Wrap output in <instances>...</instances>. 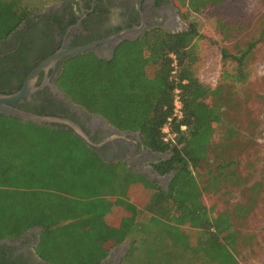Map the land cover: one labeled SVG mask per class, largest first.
<instances>
[{"label":"trees","instance_id":"16d2710c","mask_svg":"<svg viewBox=\"0 0 264 264\" xmlns=\"http://www.w3.org/2000/svg\"><path fill=\"white\" fill-rule=\"evenodd\" d=\"M182 1L199 12L207 7H219L226 0ZM30 9L26 0H0V41L23 23ZM195 34L194 27L177 34L152 31L134 42L122 43L109 62L91 55L96 65L73 73L74 79L89 86L88 97H78L68 85L67 66L71 59L63 69L59 86L73 102L102 115L118 130L138 131L143 143L152 151L171 155L169 160L156 165L160 175L173 173L167 191L125 168L122 169L125 177L121 180L135 190H138L137 185L150 186L158 192L159 201L168 202L166 209L160 212L155 209L154 212L164 215L168 223V239L173 237L170 240L173 247H176L174 241L179 235L187 237L178 254L169 253L168 257V250L163 251L161 255L165 256L162 258L165 262L162 264H236L227 246L229 227L226 219L218 217L217 221H212L209 218L208 210L201 202L202 190L207 187L201 189L193 173L207 161L213 126L220 112V107L205 104L204 100L213 91L202 85L191 71L189 47L193 45ZM79 57L84 56L73 59ZM237 61L242 65L241 60ZM148 70H152L150 75ZM176 92L183 116L180 120H173V141L164 142L161 129L172 116ZM41 126L71 134L67 130ZM71 136L79 139L73 134ZM92 156L99 166L114 167ZM2 176L7 180L0 179V241L15 239L29 228L39 226L43 232L36 252L49 264H98L107 256L109 248L126 242L134 217L147 213L141 209L143 204L136 196L131 199V194H115L107 190V194H102L100 189L108 185L104 175L98 178L105 183L102 185L92 178L87 184L75 180L73 185L80 191L66 195L58 190H53L55 193L12 184L7 173L3 172ZM220 179H228L223 170L213 177L212 182L217 183ZM191 190L194 192L193 200L188 197ZM106 213H110V218L103 216ZM115 213H121L122 217L114 216ZM184 224L200 231L195 242H191L179 228ZM152 229L151 239L158 241V227L152 225ZM169 247L171 249V245ZM175 250L179 251L175 248L171 252L177 253ZM2 260L0 263L3 264Z\"/></svg>","mask_w":264,"mask_h":264},{"label":"rangeland","instance_id":"374dc122","mask_svg":"<svg viewBox=\"0 0 264 264\" xmlns=\"http://www.w3.org/2000/svg\"><path fill=\"white\" fill-rule=\"evenodd\" d=\"M26 2L32 10L48 0ZM176 3L181 15L178 30L194 27L196 31L189 47L191 71L202 85L213 91L204 102L209 107H220L207 161L193 170L200 188L207 187L202 190L201 202L212 221L218 217L226 219L227 246L236 264H264V0H226L219 7H207L199 12L190 9L186 1ZM94 65L91 56L68 63L66 80L78 97H88L89 86L74 79L73 73ZM122 169L99 166L83 143L69 133L0 115L1 180L6 179L2 176L5 172L12 184L55 193L53 190H58L66 195L80 191L73 185L75 180L87 184L92 178L102 185L105 183L98 178L106 176L108 185L100 189L102 194H131V199L136 196L143 204L141 209L147 211L134 217V225L126 234L131 246L121 264H162L163 251L168 250V257L169 253L178 254L187 237L179 235L173 247L164 215L154 212L166 209L168 202L159 201L158 192L150 186L137 185L135 190L123 183ZM220 170L228 179L213 183ZM188 197L194 199L193 190ZM103 216L110 218V213ZM114 216L122 217V214ZM152 225L158 227V241L151 239ZM179 228L191 242L200 234L188 224ZM170 245L179 251L171 252Z\"/></svg>","mask_w":264,"mask_h":264},{"label":"flooded vegetation","instance_id":"af4514ba","mask_svg":"<svg viewBox=\"0 0 264 264\" xmlns=\"http://www.w3.org/2000/svg\"><path fill=\"white\" fill-rule=\"evenodd\" d=\"M176 2H42L41 6H35L30 11L14 32L0 41V93L9 95L18 92L28 74L56 52L85 47L82 53L65 56L52 68L41 72L34 84L37 90L29 98L13 103L12 106L39 116L70 120L87 137L88 143L79 140L97 159L109 166H121L135 176L146 179L151 185L167 191L171 180L161 182L155 176L164 177L169 174L160 175L156 165L169 160L171 155L152 151L143 143L138 131H120L102 115L79 106L69 98L59 82L66 63L75 57L93 55L98 60L109 62L124 42H134L152 31L166 34L187 31L178 30L181 15ZM133 28H141V31L123 39L126 37L124 31ZM113 37L117 38L109 40ZM48 127L66 130L64 125L52 124ZM67 131L73 134L70 129ZM42 232L41 227L33 226L15 239L0 241V259H3V264H49L36 252ZM124 244L109 248L107 256L98 264H121L129 248V245L125 247Z\"/></svg>","mask_w":264,"mask_h":264},{"label":"water","instance_id":"95a60500","mask_svg":"<svg viewBox=\"0 0 264 264\" xmlns=\"http://www.w3.org/2000/svg\"><path fill=\"white\" fill-rule=\"evenodd\" d=\"M141 28H133L124 31L126 33V37L123 39L130 38L129 36L133 35L134 33H139ZM117 37H113L109 40H115ZM122 40V39H121ZM108 40H104L103 42H107ZM118 40L117 42H119ZM86 48H76L73 50H60L53 54L52 56L48 57L46 60L41 62L37 67H35L26 77L22 88L13 94L5 95L0 93V115H4L7 117H12L18 119L24 123H32L36 125H47L50 126L52 124L55 125H64L65 129H70L74 135H76L80 140L88 143L87 137L84 135L82 130L78 125L71 122L67 119L55 118V117H46V116H39L32 113L24 112L12 106L13 103L20 102L23 99L29 98L30 95L36 91L34 84L41 72H46L48 69L52 68L55 63L65 56H75L77 54L82 53L85 51ZM163 156V155H161ZM157 180L161 182L170 181L173 178V174H169L167 176L161 177L159 175L155 176ZM129 243H125L123 246L127 247Z\"/></svg>","mask_w":264,"mask_h":264},{"label":"built area","instance_id":"2783aa9c","mask_svg":"<svg viewBox=\"0 0 264 264\" xmlns=\"http://www.w3.org/2000/svg\"><path fill=\"white\" fill-rule=\"evenodd\" d=\"M171 57L173 58V56ZM182 116H183L182 104L176 92L174 99H173V104H172V116L167 119V121L165 122V124L163 125L161 129L162 140L164 142L173 141L175 137V134H173L172 132L173 120L174 119L180 120ZM182 129H184V127H182Z\"/></svg>","mask_w":264,"mask_h":264},{"label":"crops","instance_id":"0c3cea01","mask_svg":"<svg viewBox=\"0 0 264 264\" xmlns=\"http://www.w3.org/2000/svg\"><path fill=\"white\" fill-rule=\"evenodd\" d=\"M124 243H129V242L126 241V242H124ZM122 244H123V243H122ZM129 245H130V243H129Z\"/></svg>","mask_w":264,"mask_h":264}]
</instances>
